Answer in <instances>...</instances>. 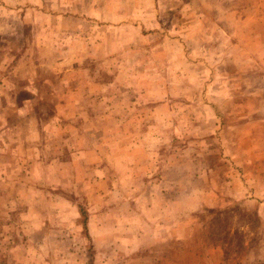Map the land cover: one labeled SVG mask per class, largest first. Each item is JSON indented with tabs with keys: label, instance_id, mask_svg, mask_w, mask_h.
Masks as SVG:
<instances>
[{
	"label": "rangeland",
	"instance_id": "rangeland-1",
	"mask_svg": "<svg viewBox=\"0 0 264 264\" xmlns=\"http://www.w3.org/2000/svg\"><path fill=\"white\" fill-rule=\"evenodd\" d=\"M189 2L0 0L8 264H264V0Z\"/></svg>",
	"mask_w": 264,
	"mask_h": 264
},
{
	"label": "crops",
	"instance_id": "crops-1",
	"mask_svg": "<svg viewBox=\"0 0 264 264\" xmlns=\"http://www.w3.org/2000/svg\"><path fill=\"white\" fill-rule=\"evenodd\" d=\"M196 1H198V0H190L189 6H193V4H197ZM217 6H220V5H217ZM17 196H18V193L14 192L13 190L4 191V193H3V198L10 199V198L14 197L16 199ZM205 201H206V199H204V198L201 201H198V199H197L196 201L192 202L190 205H187L185 207H183L181 205L180 201H179L178 202V206H177L178 210H179L178 212H181V211H186V212L195 211V210L199 209L200 207H202V205H203V203ZM220 204H221V202H220ZM216 206H218V205H215V207ZM177 207H176V209H177ZM187 228H188L187 226L185 228H183V227L182 228H178L177 231L181 232L182 230H186ZM48 230H49V228L45 224H36V223H34L33 227L29 228V233L31 234V236H30L31 238H29L30 241H27L25 244H23L22 242L20 243L19 241L14 239L13 243L10 246L11 247L10 249H12V252H18V251H20L21 248H23L25 245H27L28 248H30L29 252L31 253L32 252L31 250L34 248L33 254L31 253V256H30L29 260L36 261L38 259V257H37L38 254L35 253V249L37 247L36 237H37L38 233L46 232L45 237L48 238L49 237ZM52 230H53V228H52ZM16 234L19 235V233H17V232H16ZM3 235H6V233L2 234V236ZM0 241H1L0 242L1 243L0 244V250H2V248L7 249V247H9L8 244H5V242H7V239L1 238ZM2 245H4V247ZM16 249H18V250L16 251ZM21 261H22V259L18 258V259H16L15 264H19V262H21ZM8 263H9V261H7V259L0 258V264H8Z\"/></svg>",
	"mask_w": 264,
	"mask_h": 264
},
{
	"label": "trees",
	"instance_id": "trees-1",
	"mask_svg": "<svg viewBox=\"0 0 264 264\" xmlns=\"http://www.w3.org/2000/svg\"><path fill=\"white\" fill-rule=\"evenodd\" d=\"M245 202H246V200H241L240 204H244ZM81 212H82V214L85 215V219L84 220H85V223H87V212L84 209H82ZM222 214H223V211H222Z\"/></svg>",
	"mask_w": 264,
	"mask_h": 264
},
{
	"label": "built area",
	"instance_id": "built-area-1",
	"mask_svg": "<svg viewBox=\"0 0 264 264\" xmlns=\"http://www.w3.org/2000/svg\"><path fill=\"white\" fill-rule=\"evenodd\" d=\"M231 1H245V0H231Z\"/></svg>",
	"mask_w": 264,
	"mask_h": 264
}]
</instances>
